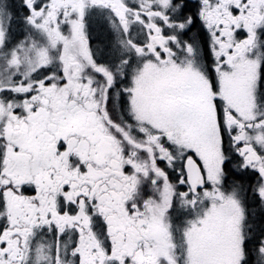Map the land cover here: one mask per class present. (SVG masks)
Returning <instances> with one entry per match:
<instances>
[{"label": "snow or ice", "instance_id": "snow-or-ice-1", "mask_svg": "<svg viewBox=\"0 0 264 264\" xmlns=\"http://www.w3.org/2000/svg\"><path fill=\"white\" fill-rule=\"evenodd\" d=\"M0 264H264V0H0Z\"/></svg>", "mask_w": 264, "mask_h": 264}]
</instances>
